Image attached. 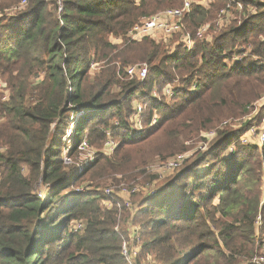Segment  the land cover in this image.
<instances>
[{"label": "trees", "instance_id": "16d2710c", "mask_svg": "<svg viewBox=\"0 0 264 264\" xmlns=\"http://www.w3.org/2000/svg\"><path fill=\"white\" fill-rule=\"evenodd\" d=\"M22 1L0 0V81L9 94L4 99L0 90V264H128L122 243L129 235L118 222L131 215L141 238L135 264L151 254L155 264H264V143L242 142L250 121L217 130L214 150L231 151L206 164L213 151L186 158L130 211L118 196L107 208L99 191L71 188L99 169L101 178L135 182L136 170L160 152L150 136L180 152L221 122L249 114L264 96V3L241 24L223 21L211 41L170 49L127 34L183 0H26L3 17ZM192 1L184 24L193 34L229 3ZM235 55L241 59L232 62ZM105 59L92 76V64ZM140 62L147 77L126 80V67ZM176 81L174 95L164 94ZM137 103L143 113L135 134ZM68 132L70 146L62 141ZM109 135L118 143L112 154L104 151ZM84 139L98 153L76 161ZM62 148L74 162L65 163ZM39 182L44 196L35 191Z\"/></svg>", "mask_w": 264, "mask_h": 264}, {"label": "rangeland", "instance_id": "374dc122", "mask_svg": "<svg viewBox=\"0 0 264 264\" xmlns=\"http://www.w3.org/2000/svg\"><path fill=\"white\" fill-rule=\"evenodd\" d=\"M230 1V0H229ZM259 0H232L234 7H232L231 12H229L228 21L229 19H235L236 23L241 24L244 22V20L248 17V15L255 14L257 12V8L255 7L256 3ZM262 3H264V0H260ZM228 4L224 5L223 7H226ZM22 7H25L22 6ZM16 9H11L8 12L3 13V17H10L13 16L16 11ZM208 23V22H207ZM213 23V21L209 22ZM229 25V24H228ZM209 34L211 35L212 40V32L218 31L221 28L217 29L214 26H211ZM178 37L169 39L167 41L165 40H158L159 42H165L168 45H170V49H174L176 46V42ZM113 44L117 45H123L124 38L112 36L110 38ZM180 45V44H177ZM242 48V47H241ZM240 48V49H241ZM249 53V47L246 50V54ZM245 55V54H244ZM107 60H100L98 62H95L91 66V75L94 76L96 73L100 72L103 67L107 66ZM141 63V62H140ZM120 63H117L119 66ZM128 78V77H127ZM126 80H129V78ZM115 92H118L120 89L115 86L113 88ZM4 95H9L8 91L4 92ZM264 106H261L260 102H255L249 107V114H247L244 117L239 118H231L228 122H221L215 129H213L210 132L203 133L186 143H183L185 145V148L181 150L180 152L173 153L172 149L169 147V145H173L172 143L164 142V138L157 137L154 139L153 136L149 137L148 141H151L150 145L151 148L158 149L159 155L152 157L149 159L147 165L145 167H140L136 170V173L140 174L135 182H128L125 179L122 180V175H114L113 178L105 179L101 178V173H104L103 169H99L98 171H95L94 174H92L89 177H82V180H78L77 183L73 184L71 188L73 189H80L81 191L87 192V190L91 191H99L103 195L107 196L106 190L111 189L115 195L118 196V199L121 200L124 203V206L127 207L126 202H132L133 206L138 205L140 201L147 195L153 194L155 191H158V189L163 185V183L167 182L169 179L174 177L176 173L179 171V168L176 169H165L164 163H167L169 159L174 157L176 154L184 153L186 154V158H195L197 155L200 154H208L210 152L213 153L212 156H209L205 160V164L211 161L212 157L215 155H223L227 153L228 151H231V145L226 150H214V143L217 137V130H238L240 128H243L245 126V122L250 121L249 128L241 135L242 142L250 144L258 145L259 140V130H256L257 128H260L264 125ZM142 120V119H141ZM70 138V132H68L64 137L63 140L64 143L68 146H70V141L68 140ZM154 139V140H153ZM159 140V141H158ZM158 141V142H157ZM156 142V143H155ZM97 148L91 147L87 151H83L82 153H79L78 160L76 161H84L85 159L92 160L91 158L95 157V155L98 153ZM62 157L65 159H70L71 162H68L67 164H70L75 161V158H68L67 157V150L65 148H62ZM66 163V162H65ZM139 186L140 192L139 194H132L131 188L133 186ZM47 186L43 182H39V184L35 187V191L40 194L42 193V196L45 195V190ZM108 198V197H107ZM106 198V200H107ZM113 200V198H109ZM103 207L109 208V205L106 203H102ZM128 208V207H127ZM132 210V209H131ZM130 211V209H129ZM129 217V216H128ZM132 215L129 218H126L122 220L121 222H118L124 229H126V220L130 219ZM127 230V229H126ZM260 253L263 255L262 260L264 261V247L260 250ZM259 254V255H261ZM144 264H148V259H143ZM59 264V263H57Z\"/></svg>", "mask_w": 264, "mask_h": 264}, {"label": "built area", "instance_id": "2783aa9c", "mask_svg": "<svg viewBox=\"0 0 264 264\" xmlns=\"http://www.w3.org/2000/svg\"><path fill=\"white\" fill-rule=\"evenodd\" d=\"M207 0H202V3H205ZM59 4L62 5V1L58 0ZM183 6L180 8H169L161 10L157 13H155L152 16L145 17L141 19L140 22L136 23L128 32L127 39L129 41H139L146 37H151L152 39L158 41V40H169L175 37H178L177 42L175 45L180 44L184 45L187 49H191L196 39L200 40H206L211 41V35L209 34L211 26H214L219 29L222 23L228 20L229 11L232 8V0L229 1L228 5L221 10L219 13V18L213 22V23H207L199 27V29L196 31L195 34H193L190 31H186L184 19L186 15L191 11L192 9V0H183ZM26 4V0H23L20 5L16 6L15 9L21 8ZM61 9V8H60ZM224 21V22H223ZM241 57L239 55H235L232 58V62L239 61ZM126 74L129 79L133 78H140L141 80H144L148 75V64L146 62H141L137 64L130 65L126 67ZM6 85L0 81V90L3 92H7ZM180 87V82L176 81L172 85H167L163 89V93L169 96L174 95V92L176 88ZM197 88V83H194L191 87V90L194 91ZM153 95H158V90L153 91ZM8 95H4V99H6ZM138 102L137 100L135 103ZM257 102V101H256ZM258 102L261 103V106H264V96L258 100ZM137 113L134 116L135 121V127L136 130L134 131L135 134L140 132L142 128V121L141 116L143 113V109L141 105L138 103L136 104ZM156 122V118H154L152 124ZM256 130H259V140L258 145L262 146L264 143V125L260 128H257ZM250 143V142H248ZM118 143L113 140L111 135H109L108 139L104 143V151L107 154H112L117 147ZM92 146L89 144V142L84 139L82 143L79 144V151L82 153L83 151H87ZM233 147H231V150ZM68 157V156H67ZM186 159V154L179 153L169 159L167 163H164L165 169H176L179 168L182 163ZM65 162H71L70 159H65ZM78 192H81L80 189H77ZM132 194H137L140 192L139 186L135 185L131 188L130 191ZM108 199L104 201L107 205H109V208L112 206V200L109 198H114L115 193L111 189L106 190ZM126 205L129 209H133L132 202H126ZM83 226L82 224H80ZM116 231H120L119 225L115 227ZM126 229L128 231V237L127 239H124L122 243V254L125 257L128 264H135V259L139 255L141 251V238L139 235V226L132 223V217L130 218V221L128 225H126ZM148 264H155V261L153 259V255L151 254L149 258Z\"/></svg>", "mask_w": 264, "mask_h": 264}, {"label": "crops", "instance_id": "0c3cea01", "mask_svg": "<svg viewBox=\"0 0 264 264\" xmlns=\"http://www.w3.org/2000/svg\"><path fill=\"white\" fill-rule=\"evenodd\" d=\"M129 221H130V219H127V220H126V225H128Z\"/></svg>", "mask_w": 264, "mask_h": 264}]
</instances>
